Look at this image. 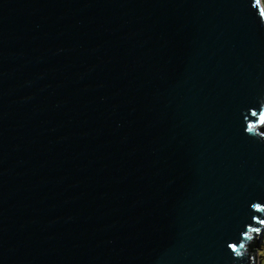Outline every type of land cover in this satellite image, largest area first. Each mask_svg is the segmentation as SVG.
<instances>
[{"label": "water", "instance_id": "obj_1", "mask_svg": "<svg viewBox=\"0 0 264 264\" xmlns=\"http://www.w3.org/2000/svg\"><path fill=\"white\" fill-rule=\"evenodd\" d=\"M262 10L0 0V264H233L264 203Z\"/></svg>", "mask_w": 264, "mask_h": 264}, {"label": "clouds", "instance_id": "obj_2", "mask_svg": "<svg viewBox=\"0 0 264 264\" xmlns=\"http://www.w3.org/2000/svg\"><path fill=\"white\" fill-rule=\"evenodd\" d=\"M257 3H260V0H257ZM260 22L264 24V10L259 14ZM250 117H245L246 127L245 133L252 136L253 138L264 140V133L258 132L260 126H264V97L259 100V110L256 108L250 109ZM251 209L255 213L264 215V203L253 202L251 204ZM261 215H254L252 220L255 222L250 223L246 226V230L241 232V239L237 242H229L227 247L233 254L234 260L233 264H236L237 261L242 260L245 256H250L252 264H262L260 260L261 250L264 248H258L255 250L254 254H250L249 246L255 242V240L264 232V219L261 218ZM260 225V226H256Z\"/></svg>", "mask_w": 264, "mask_h": 264}, {"label": "trees", "instance_id": "obj_3", "mask_svg": "<svg viewBox=\"0 0 264 264\" xmlns=\"http://www.w3.org/2000/svg\"><path fill=\"white\" fill-rule=\"evenodd\" d=\"M261 2L264 8V0H261ZM261 129L263 130V133H264V126H261ZM250 246L252 247L253 251L258 248H264V232H262V234ZM260 260L262 261V264H263L264 263V249L261 250Z\"/></svg>", "mask_w": 264, "mask_h": 264}, {"label": "rangeland", "instance_id": "obj_4", "mask_svg": "<svg viewBox=\"0 0 264 264\" xmlns=\"http://www.w3.org/2000/svg\"><path fill=\"white\" fill-rule=\"evenodd\" d=\"M264 264V263H263Z\"/></svg>", "mask_w": 264, "mask_h": 264}]
</instances>
